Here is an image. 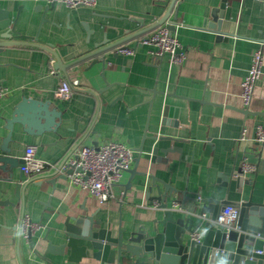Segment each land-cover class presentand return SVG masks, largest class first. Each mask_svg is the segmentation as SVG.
<instances>
[{
  "label": "crops",
  "instance_id": "crops-1",
  "mask_svg": "<svg viewBox=\"0 0 264 264\" xmlns=\"http://www.w3.org/2000/svg\"><path fill=\"white\" fill-rule=\"evenodd\" d=\"M170 2L96 0L93 6L70 7L57 1L55 9L46 14L48 21L40 25L43 11L36 7L45 6L48 0H0L11 16L20 13L17 30L38 34V42L56 50L64 62L95 50L105 37L113 42L139 30L136 18H142L145 26L153 24ZM222 2L232 6L230 18L224 19L221 26L229 36H219L208 26L211 11ZM175 9L170 16V21L176 22L172 32L186 54L180 63L167 54L152 58L149 47L142 44L133 54L117 55V49L108 52L105 70L101 63L92 65L90 59L71 68L65 77L54 68V56L42 48L0 47V87L8 90L0 99V146L8 134L5 119L22 97L50 101L49 108L62 112L57 130L25 133L22 125L15 123L9 147L16 158L22 159L26 147L34 145L39 159L55 164L84 145L115 140L134 150L130 168L141 154L139 171L151 168L156 177L177 190H187L191 196L201 192L208 197L210 188L214 189V198L264 202V143L256 140L257 127H264V78L257 80L248 108L241 97V83L257 49L263 54L264 72V0H178ZM134 43L135 39L127 42L129 46ZM63 79L80 80L67 100L55 95ZM165 106L177 111L178 126L170 123L174 117L169 115L163 123ZM154 136L162 138L154 140ZM169 136L174 139L166 138ZM156 145L175 147L177 151L169 153L167 162L152 164L150 152ZM248 158L255 170L237 180L233 173ZM20 166L13 168L12 181H6L9 173L0 169V186L13 188L18 181L26 182L29 178ZM49 172L46 169L43 174ZM228 176V186L218 187V178L227 181ZM140 177L124 171L113 186L114 197L104 202L72 182L71 176L66 180L57 178L54 187L46 179L41 187L31 183L22 203L13 193L0 192V199L9 196L15 202L0 206V264H77L68 261V250L64 255L45 252L48 240L60 244L56 230L69 216L94 214L114 231L118 226L127 231L141 225L150 227L163 212L150 205L144 189L137 185ZM210 177L213 185H208ZM181 197L174 193L168 201ZM21 205L40 226L33 236L37 253L24 233L18 241L16 226L22 215ZM206 230L202 225L199 232L203 235Z\"/></svg>",
  "mask_w": 264,
  "mask_h": 264
},
{
  "label": "water",
  "instance_id": "water-1",
  "mask_svg": "<svg viewBox=\"0 0 264 264\" xmlns=\"http://www.w3.org/2000/svg\"><path fill=\"white\" fill-rule=\"evenodd\" d=\"M178 0H171L165 13L153 24L145 26L142 18H136L140 22L141 28L133 33L128 34L118 40L110 42L106 37L100 43L96 44V49L89 51L69 62H64L59 53L45 44L38 42V34L27 35L17 30V23L20 13L15 16L10 15V10L3 7L0 3V47L9 45H28L42 48L54 56V68L62 71L65 77H68V71L85 62L92 60V65L101 63L103 70L109 64L107 53L113 49H127L132 47L136 49L138 45L143 44L145 36L155 28L166 23L171 30H175V23L170 21V16L174 11ZM57 0H48L45 6L39 5L37 10L41 9L42 16L40 25L48 21L46 14L55 9ZM232 6L227 2H222L220 6L211 11V21L208 26L216 29L219 36L226 35L222 32L221 26L224 19L231 16ZM177 16L174 14V20ZM86 28L87 25L85 24ZM88 30V29H87ZM90 31V30H88ZM135 39L133 46L127 44L128 41ZM104 77L103 73L101 74ZM109 85V84H107ZM108 87V86H107ZM50 101H41L28 98L26 96L14 106L9 118L5 119V128L8 134L3 138L0 146V169L8 172L6 181L13 180V168L22 164L23 159L16 158L11 154L9 142L12 141V132L15 123L22 125V131L25 133H41L43 131H56L61 119L62 112L57 109L49 108ZM163 123L168 119L167 116L174 117L170 123L178 126L179 122L175 119L177 111L170 106L164 107ZM154 136L153 139L156 140ZM174 139V137H166ZM96 146L97 144L94 143ZM142 152L143 146L139 148ZM177 151L175 147L153 146L150 152L149 161L155 164L158 161L167 162L169 153ZM73 150L66 154L60 161L55 164H46L48 174H42L28 179L26 182L18 181L12 188L11 185L0 186V192L15 196L18 202H23L26 188L31 183L41 187L43 179L47 183L55 185L57 178L66 180L77 168L69 163V157ZM140 152V153H141ZM159 152L163 155L159 156ZM142 155L135 158L133 168L127 169L131 176L135 174L141 177L137 185L145 191V196L150 205H155L163 212L162 218L153 219L152 225L146 227L139 226L136 230L127 231V229L118 226L116 231L105 225L102 219H96L94 214L80 215L78 217L69 216L63 227L56 230L60 244H53L47 241L45 252L64 255L68 250V261L77 264H264V202L248 201H231L226 198H214V189L208 188L211 194L203 197L201 192L189 195L187 190H177L169 182H164L155 176L154 172L147 173V170L139 171L138 165ZM250 157V154H247ZM248 162H252L248 158ZM244 174L243 167L240 166L233 176L237 180L241 179ZM225 179V178H224ZM227 181L218 178L219 186H228ZM38 181V182H37ZM130 185V184H129ZM208 185H213L211 177L208 179ZM163 186V187H162ZM130 187V186H129ZM174 193H180L181 199L176 206L169 203V199ZM233 205L237 209V218L231 226L218 225L215 220L222 207ZM15 205L9 196L0 199V206ZM22 213H25L24 206ZM208 212V218H203V213ZM161 224V227H159ZM204 225L207 230L200 239H196L193 234L200 233V227ZM18 241L22 237L23 231L19 225L16 226ZM38 230V229H37ZM37 230H29L25 234L30 247L35 250L33 236ZM45 240L44 235L41 237ZM41 257L45 258V255ZM48 259V258H47ZM85 261V262H83Z\"/></svg>",
  "mask_w": 264,
  "mask_h": 264
},
{
  "label": "built area",
  "instance_id": "built-area-1",
  "mask_svg": "<svg viewBox=\"0 0 264 264\" xmlns=\"http://www.w3.org/2000/svg\"><path fill=\"white\" fill-rule=\"evenodd\" d=\"M62 1L70 7L81 5L93 6L96 0H57ZM143 44L149 47L148 53L152 58H160L163 55H169L173 62L180 63L185 59V50L183 49L177 36L166 26L161 25L149 32ZM135 49H118L121 54H133ZM263 54L261 49L253 52L251 66L243 78L241 86V97L245 107H249L253 98L254 87L259 79L264 78L262 72ZM54 72V71H53ZM80 83L79 79L61 80L55 90L56 97L60 99H70L73 90ZM8 93L6 87H0V99ZM256 140L258 143H264V127L259 125L256 130ZM134 150L126 144L110 140L101 145H84L75 149L69 157V163L76 170L71 175L74 183L80 184L83 188L88 189L99 201L104 202L114 197L113 186L120 181L122 173L130 168L134 158ZM23 162L20 166L22 173L27 178H33L42 175L45 171V162L36 156V147L28 145L22 156ZM244 173L255 170V164L244 162L242 165ZM152 172L151 168L147 173ZM178 206L179 202L174 201ZM237 209L229 204L225 205L219 211L215 222L221 226H231L237 218ZM203 218L207 219V213H203ZM40 226L33 222L31 218L22 213L20 216V228L26 234L29 230L35 231ZM196 239L201 238L200 233H195ZM26 237V236H25Z\"/></svg>",
  "mask_w": 264,
  "mask_h": 264
}]
</instances>
